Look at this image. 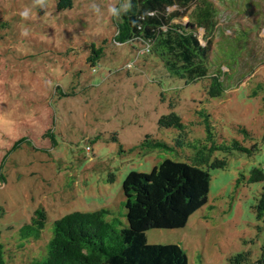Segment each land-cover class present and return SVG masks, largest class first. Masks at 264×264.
<instances>
[{
  "label": "rangeland",
  "instance_id": "374dc122",
  "mask_svg": "<svg viewBox=\"0 0 264 264\" xmlns=\"http://www.w3.org/2000/svg\"><path fill=\"white\" fill-rule=\"evenodd\" d=\"M260 1H220L213 67L223 64L230 80L225 95L208 98V79L186 83L140 42H114L109 9L121 0H74L66 10L58 0H0V232L7 264L42 257L54 221L70 212L107 207L127 222L128 174L151 173L165 158L184 161L192 152H147L145 136L171 142L176 132L158 121L175 111L191 139L203 137L201 108L223 136L240 137L239 125L253 130L260 150L217 152L227 167L210 171L209 202L182 228L150 229L148 242L180 244L189 264H229L244 252L252 264H264V214L256 208L264 181H248L254 167L264 169V92L253 93L264 81ZM25 8L28 18L20 15ZM241 27L254 30L246 50L239 45L244 30H235ZM92 42L106 46L95 68L87 60ZM38 208L48 213L42 237L24 240L19 231Z\"/></svg>",
  "mask_w": 264,
  "mask_h": 264
},
{
  "label": "trees",
  "instance_id": "16d2710c",
  "mask_svg": "<svg viewBox=\"0 0 264 264\" xmlns=\"http://www.w3.org/2000/svg\"><path fill=\"white\" fill-rule=\"evenodd\" d=\"M220 1L227 5V0H121L117 8L125 3L129 8L119 17L114 16L116 34L113 40L115 43L140 42L144 50L159 56L171 74L186 83L208 79V98L221 97L228 89L230 76L225 78L224 73L229 72L223 71V64L213 67L214 40L220 31H217ZM73 3L74 0H58L57 6L66 10L72 8ZM260 3L264 6V2ZM201 28L204 29L202 37L199 35ZM240 29L246 35L242 42L238 40L239 45L242 50L245 46L246 50L251 44L249 37L255 36L254 30L242 27L235 30L239 32ZM90 49L87 60L95 68L106 53V46L92 42ZM256 57L251 59L256 61ZM260 92H264V81L253 90L254 94ZM198 114L205 130L203 137L191 139L188 124L175 111L158 121L161 128L176 132L171 142L158 139L152 133L145 136L142 146L147 152L157 149L181 154L188 148L192 152L184 161L165 158L151 173L132 170L128 174L123 185L127 222L107 207L93 212H70L54 221L45 253L33 258L30 264H189L187 251L180 244L149 243L147 232L153 228H182L209 202L210 171L227 167L225 156L214 157L217 152L228 155L239 151L252 155L260 150L256 133L248 127L237 126L241 136L229 138L219 132L204 108L199 109ZM246 140L251 146L245 145ZM244 179L242 175L238 183ZM248 181H264V169L254 167ZM256 208L261 217L264 214V188ZM47 216L44 208H38L31 222L21 227L20 237L41 239ZM4 247L0 232V264H7ZM260 263H264V253ZM229 264L252 262L248 252H244L231 256Z\"/></svg>",
  "mask_w": 264,
  "mask_h": 264
},
{
  "label": "clouds",
  "instance_id": "9594fccd",
  "mask_svg": "<svg viewBox=\"0 0 264 264\" xmlns=\"http://www.w3.org/2000/svg\"><path fill=\"white\" fill-rule=\"evenodd\" d=\"M128 8H129V5L128 4H121V6L119 8L113 6L109 9V12L113 15V16H116V17H119L121 15L122 12H127L128 11ZM30 9L28 8H25L22 12H20V15L23 17V18H28L29 15H30ZM97 11H99V9H97Z\"/></svg>",
  "mask_w": 264,
  "mask_h": 264
}]
</instances>
